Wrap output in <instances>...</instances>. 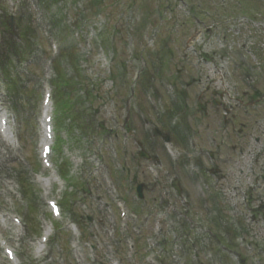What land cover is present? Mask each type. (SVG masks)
<instances>
[{
    "label": "rangeland",
    "instance_id": "374dc122",
    "mask_svg": "<svg viewBox=\"0 0 264 264\" xmlns=\"http://www.w3.org/2000/svg\"><path fill=\"white\" fill-rule=\"evenodd\" d=\"M51 42L58 45L55 57ZM57 73L71 85L62 89L69 112L60 128ZM45 84L53 89L54 143L60 141L53 164L59 174L64 165L70 179L63 190L49 188L48 199L61 204L66 198L68 204L61 206L63 223L55 224L46 256L37 259L34 244L50 220L44 189L31 175ZM0 107L9 112L20 142L17 151L0 144V212L17 215L25 226L21 235L10 225L2 228L21 264H217L214 244L202 250L195 203L193 224L187 222V127L200 131L196 141L204 150L207 133L222 138L223 149L256 154L264 146V0H0ZM214 114L225 119L222 135ZM154 129L170 137L169 147ZM137 143L150 161L136 155ZM247 153L234 159H253ZM200 154L192 156L197 165ZM263 157L254 158L256 175ZM244 165H237L242 176ZM212 176L215 171L207 180ZM174 179L181 197L170 186ZM117 201L127 209L123 223ZM254 214V233L245 234L250 244L239 247L230 239L241 255H229L231 264H264V218ZM71 224L79 232L75 252ZM127 241L135 244L130 257Z\"/></svg>",
    "mask_w": 264,
    "mask_h": 264
},
{
    "label": "flooded vegetation",
    "instance_id": "af4514ba",
    "mask_svg": "<svg viewBox=\"0 0 264 264\" xmlns=\"http://www.w3.org/2000/svg\"><path fill=\"white\" fill-rule=\"evenodd\" d=\"M249 199H250V196H249ZM213 200V202H214V198L212 199ZM247 203H249V201L247 202ZM204 208L206 209L204 212H203V215H205L207 218L209 217V215L213 212V207L211 208L210 206L211 205H209V203H208V201H204ZM261 207V206H260ZM251 209V208H250ZM209 222V221H208ZM227 238H229V234L227 233Z\"/></svg>",
    "mask_w": 264,
    "mask_h": 264
},
{
    "label": "water",
    "instance_id": "95a60500",
    "mask_svg": "<svg viewBox=\"0 0 264 264\" xmlns=\"http://www.w3.org/2000/svg\"><path fill=\"white\" fill-rule=\"evenodd\" d=\"M10 21H11V18H10Z\"/></svg>",
    "mask_w": 264,
    "mask_h": 264
}]
</instances>
